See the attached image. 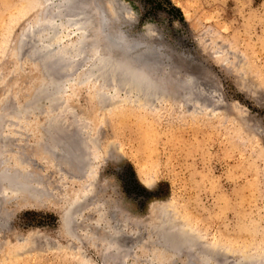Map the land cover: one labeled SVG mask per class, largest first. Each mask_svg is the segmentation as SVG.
<instances>
[{
	"label": "rangeland",
	"instance_id": "374dc122",
	"mask_svg": "<svg viewBox=\"0 0 264 264\" xmlns=\"http://www.w3.org/2000/svg\"><path fill=\"white\" fill-rule=\"evenodd\" d=\"M125 1L132 13L113 31L123 43L150 44L154 52L141 61L156 62L152 70L165 89L176 90L172 96L132 94L124 81L119 91L92 82L69 86L55 99L35 92L37 67L25 71L13 50L36 0H0V114L7 120L0 167L40 187V196L11 192L0 171V264H264V0ZM76 35L69 28L61 41ZM80 59L70 74L83 67ZM26 75L33 80L24 85ZM183 88L194 91L191 101L176 99ZM89 181L95 197L131 221L121 227L117 253L82 237L98 218L92 206L79 216L84 251L67 247L54 193L68 198ZM161 216L174 237L167 245L178 250H167L166 260L152 251Z\"/></svg>",
	"mask_w": 264,
	"mask_h": 264
},
{
	"label": "bare ground",
	"instance_id": "6f19581e",
	"mask_svg": "<svg viewBox=\"0 0 264 264\" xmlns=\"http://www.w3.org/2000/svg\"><path fill=\"white\" fill-rule=\"evenodd\" d=\"M120 4H123V5H120ZM123 6L124 7L128 6L129 8L122 9V8H124ZM34 8H35L34 14L32 15L30 20H27L24 23V27L20 31L19 37L15 40L16 46H15V49L13 51L15 52V54H17L16 56L21 55V56H19L20 60L18 61L17 65H19V66L24 65L23 69L25 71H26V69H27V71L29 69L31 71V69L33 67H37V68H34V69H36L37 80L35 82L33 81V84L38 85V86H36L35 92L37 90H38V93L46 92L48 94L47 98L52 99L57 94L65 93L66 88L69 86H71L73 89H75L76 86L78 87V84H84V83L89 84L92 82L93 84H96V86L99 85L100 90L102 89L101 91H103V89H105L108 86L113 87L115 90H117V88L119 89V87H121L119 85H121V83H123V81H124V85H127V86L129 85L126 88L127 89L126 92H129L132 94L136 93L137 95L141 94L143 96L146 95L147 97H149V96L154 97V98L157 97V99L159 98V100L163 96L169 97V96H172L174 94V92H176L175 89H171V90L165 89L166 87L162 83V80L160 78L161 77L160 74L159 75L154 74L152 68H153V64L156 62H153V64H152L151 61H141V59L144 58L143 56H145L144 52L138 53V54H136L137 52H135V51L131 52L134 50V49H132L133 44L131 42H130V44H129V42L128 43L127 42H125V43L121 42L118 35L113 31L114 25H117L116 23H118L122 17L124 19L126 17L127 13H130L131 9L133 10V7H131L127 1H125V0H102L101 2H98V0H36ZM118 10H119V13H118ZM67 12H70L69 16H68L69 13H67ZM131 13H132V11H131ZM118 14L120 15L119 16L120 19L116 18V16ZM65 16H68V17H65ZM72 27H74L77 31L76 38L71 40V41H68L67 43L62 42L61 41L63 38L62 35L64 34V32L66 30H68L69 28H72ZM27 44H29L28 47L23 48ZM145 44L151 48L150 44H147V43H145ZM145 49H146V47H145ZM78 58H81V59L84 58V65L78 73L70 74V72L68 70H72L73 68H75L76 63L78 64V62H77ZM81 59L78 61L81 62ZM82 61H83V59H82ZM38 65H39V67H38ZM40 66H41V68H40ZM56 67H59V68H57V70H56ZM63 69L67 70L66 73H64V74L62 72ZM67 72L70 75H67ZM72 72H74V71H72ZM28 73H30V72L28 71ZM27 77H28V75H26V79L23 80L24 85L31 83V81L33 80V78H30V77L27 79ZM190 80H192V78L189 80H186V81H188V83H189ZM122 86H123V84H122ZM180 90H181V93L179 94V97L176 98L179 101L185 100L189 96L191 98V95H194L193 90H189V89H185V88L180 89ZM117 91H119V90H117ZM122 91H124V90H122ZM203 91H205V90H203ZM101 93H103V92H101ZM213 93H214V91H213ZM141 95H139V96H141ZM31 96L33 97L32 94H31ZM139 96H137V97H139ZM21 97L22 96H20L19 98H21ZM61 97H63V96H61ZM190 98H187V99L189 101H191L192 98L191 99ZM7 99H9V101H10V98H7ZM49 99H47V100H49ZM143 99H145V98H143ZM176 99H174V100H176ZM57 100H59V99H57ZM14 101L15 100H13V102ZM30 101H32V100H30ZM30 101L27 102L26 106L30 105V103H31ZM5 102L6 101H4V103ZM52 107L53 106H51V108ZM23 108H25V107L23 106ZM35 108H36V105H35ZM1 109H2V107H1ZM4 110H6V107L4 108ZM45 110H46V108H45ZM43 111H44V108H43ZM23 112H25V111H20V109L17 111V109H16L15 111H13L12 114L17 116L20 119H24L25 114ZM28 112H30V111H28ZM8 113H10V112H8ZM3 114H6V111H4ZM3 114H0V125H4V124H2V123H4V120H5V119L3 120V118H2ZM12 114H10V115H12ZM28 114H30V113H28ZM17 117H16V119H17ZM8 119H9V117H8ZM16 119H14V120L16 121ZM5 121H7V120H5ZM25 122H26V120H23V123H25ZM19 124H21V123H19ZM49 124H50V122H49ZM4 127H5V125H4ZM20 127L24 128L23 126H19L18 128H20ZM43 127L46 128L45 126H43ZM57 128H59V127H57ZM53 130H55V127L53 128ZM8 134H10V132H8ZM5 136H7V139H8L9 136L8 135H5ZM5 136L3 137L4 140L6 139ZM52 136H50L51 140H52ZM46 139H47V137H46ZM49 144H51V143L49 142ZM6 146H9V145H6ZM1 147H3V146H1ZM1 149H3V148H1ZM1 149H0V151H2ZM4 149H8V148L5 147ZM78 150H79V148H78ZM48 153H50V152H48ZM17 155L19 156V154H17ZM52 155H53V152H52ZM1 159H0V161H1ZM3 159H5V158H3ZM20 160L22 161V159H20ZM24 160H26V159H24ZM79 169L80 168H78V170ZM1 170L2 169L0 167V171ZM1 172H4L1 174L7 180V182H5L6 185H4L6 190L8 189L11 192H17L16 194H19L20 192H24L25 190L31 191L34 194H36V192H38V190H40L39 189L40 187L37 189L33 185V183H31L32 182L31 179L26 177V175H24L25 173L24 174L23 173L18 174L17 172H15V174H14V173L8 172L7 170H2ZM94 185H95V183L93 184L92 182H90V184L87 185L85 188L83 187L84 188L82 190L83 192H81V193L78 192V194H76V195L73 194L68 198H64V196L62 194L60 196L58 193H54V194H56L57 197H59L57 199V202L61 203V207H56V209H57V213H58L59 218H60V224L62 226V229L66 233L65 236L67 237V240H68L67 247H69V248H71V250L73 249L75 251L82 250L81 246H80L81 242H79V241L82 237H84L85 239H87L88 244L92 248L100 249L104 246L107 249H109V247H112L111 249H113V251H116L117 241H118V238L121 237V229H123L124 226H123V228H121V227L123 224H126V222L129 223V225H131V221L126 220L125 217L122 216L121 214L119 216L118 209L116 208L117 205H114L110 208L107 205V203L105 202V200L99 199L98 195H97V197H95L96 194H95V190H94L95 189ZM2 191H3V189H2ZM83 193H85L86 195ZM38 194L40 196V191L38 192ZM92 200H94L95 202ZM88 206L89 207L92 206V209L97 211L96 213H97L98 218H97V220H94L92 223L90 222L91 225L90 224L87 225L89 227H87L86 231L83 228L84 231L82 232L83 234H82V237L80 238L81 233L78 234L77 231H78V229H81L84 226V224L82 223V220L79 216L80 215L82 216V212L86 211L85 209L88 208ZM61 209H64V210H61ZM162 217L163 216H161V219H162ZM164 223H167V222H165V220H163L162 224H159L156 226L153 225L155 227V229L152 232L156 235V237L158 238V241H160V243L155 241L157 243L156 244L153 241L154 244L152 245V248H153L152 251L154 252L155 257L166 260L167 254L164 255V253H166L167 250H169V251L172 250V249H170L171 246H168L166 241L169 240V242H171L172 241L171 238L173 236H170L169 233H168L169 236H167L168 234H166L165 233L166 231L164 230L165 229ZM130 233H131V235L132 234L134 235L135 241H139V238L137 240L138 235H137V231L135 228H131ZM171 234L173 235V233H171ZM83 235H87V237L83 236ZM175 237H177V235H175ZM183 238H185V237H183ZM135 243L133 241L131 243L130 252H132L131 253L132 257L136 256L135 252H134V246L136 245ZM171 243H173V242H171ZM70 244L71 245L73 244V245L70 247ZM141 244H142V246L140 248V251L142 253H144L143 251H145L147 249L146 246L148 244H147V242H145L143 240H142ZM121 245H122V243H121ZM61 247H62V245H61ZM183 247H184V249H186L185 248L186 245ZM144 248H146V249H144ZM190 248H189V252L191 250ZM179 250L181 251V249H179ZM82 251H84V250H82ZM117 251H116V253H117ZM163 251H165V252H163ZM177 251H178L177 249L172 250L173 253H175ZM194 252H196V251H194ZM209 253H210V251H209ZM205 255L206 254L203 252V256H202L203 259L208 258ZM173 256H174V254H173ZM104 258H106V257H104ZM110 258H112V257H110ZM121 259H122V257H121ZM104 260L106 261V259H104ZM135 260H136V258H135ZM131 263L133 264V262H131ZM135 263H136V261H135ZM205 264H206V262H205ZM251 264H253V263H251Z\"/></svg>",
	"mask_w": 264,
	"mask_h": 264
},
{
	"label": "water",
	"instance_id": "95a60500",
	"mask_svg": "<svg viewBox=\"0 0 264 264\" xmlns=\"http://www.w3.org/2000/svg\"><path fill=\"white\" fill-rule=\"evenodd\" d=\"M118 13H119V10H118ZM120 15L118 14L117 16H116V18H118V19H120V17H119ZM123 18V17H122ZM115 30H118L119 31V29H115ZM125 37V36H124ZM151 38V36H145V38L144 39H146V41H147V39H150ZM124 40H125V42H129V44H130V42L133 44V48L132 49H134L135 50V52H137L136 54H138V53H142V52H144V54H146V53H149V52H152L153 53V49L152 48H150V47H148L145 43V41L141 38V39H139V41L140 42H136V41H128V39L125 37L124 38ZM138 41V40H137ZM134 42V43H133ZM136 42V43H135ZM144 43V44H143ZM136 44V45H135ZM145 47H146V49H145Z\"/></svg>",
	"mask_w": 264,
	"mask_h": 264
}]
</instances>
